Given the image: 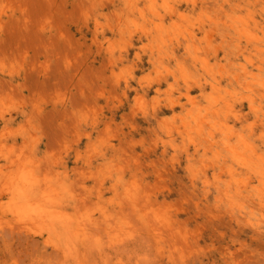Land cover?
<instances>
[{
    "label": "rangeland",
    "instance_id": "1",
    "mask_svg": "<svg viewBox=\"0 0 264 264\" xmlns=\"http://www.w3.org/2000/svg\"><path fill=\"white\" fill-rule=\"evenodd\" d=\"M214 1L0 0V264H264V210L229 202L244 184L205 135L236 124L263 152L264 98L249 103L233 67L264 70V0ZM246 18L260 42L238 33ZM12 177L59 214L54 227L7 214Z\"/></svg>",
    "mask_w": 264,
    "mask_h": 264
},
{
    "label": "bare ground",
    "instance_id": "2",
    "mask_svg": "<svg viewBox=\"0 0 264 264\" xmlns=\"http://www.w3.org/2000/svg\"><path fill=\"white\" fill-rule=\"evenodd\" d=\"M219 1V0H218ZM214 2H217V0L216 1H214ZM220 2V1H219ZM218 2V3H219ZM147 3H148V1H147ZM220 4V3H219ZM136 5H138V4H136ZM146 5V4H145ZM128 6H129V4H128ZM132 6H133V4H132ZM139 6V5H138ZM143 6H144V2H143ZM142 6V7H143ZM142 7H140V8H142ZM219 7V6H218ZM234 6H232V8H233ZM239 7V6H238ZM138 9H139V7H137ZM146 8V7H145ZM230 8V7H229ZM236 8V7H235ZM242 8V7H241ZM137 9V10H138ZM178 9V8H177ZM238 9V8H237ZM246 9V8H245ZM239 10V9H238ZM140 11V10H139ZM142 11V10H141ZM140 11V12H141ZM151 11V10H150ZM154 11V10H153ZM172 11H174V9L172 10ZM172 11L170 12L169 11V13H172ZM138 12V11H137ZM156 11H154V13H155ZM158 12V11H157ZM234 12V11H233ZM242 12V11H241ZM241 12H239V14L241 13ZM139 13V12H138ZM174 13H175V11H174ZM243 13H245V12H243ZM177 14V13H176ZM175 15V14H174ZM182 15V14H181ZM180 15V16H181ZM233 15H235L234 13H233ZM244 15V14H243ZM239 16V15H238ZM237 16V17H238ZM230 17V16H229ZM236 17V16H235ZM234 17V18H235ZM241 17V16H240ZM247 17V16H246ZM231 18V17H230ZM150 19H151V17H150ZM167 19V18H166ZM172 18H170V20H171ZM232 19V18H231ZM237 19V18H236ZM243 19V18H242ZM254 19V18H253ZM252 19V20H253ZM160 20V19H159ZM255 20V19H254ZM156 21H158L157 20V18H156ZM156 21H154V22H156ZM238 21V20H237ZM257 21V20H256ZM153 22V23H154ZM163 22V21H162ZM170 22V21H169ZM175 22V21H174ZM247 18H246V20L244 19V21L242 20V22L240 23V25H238V24H236V25H238V26H235L237 29H238V33H240V34H243V33H247V36L245 37V38H247L248 40H250V41H254V40H256V41H259V39H258V37L254 34V33H252V32H250L248 29H250L249 27H247ZM255 22V21H254ZM161 23V22H160ZM159 23V24H160ZM176 23V22H175ZM235 23H237V22H235ZM256 23V22H255ZM157 24H158V22H157ZM164 24V23H163ZM167 24V23H166ZM170 24V23H169ZM169 24H167V25H169ZM171 24H172V22H171ZM188 24V23H187ZM224 24V23H223ZM229 24H230V22H229ZM233 24H234V22H233ZM257 24V23H256ZM155 24H152V26L153 27H155L156 29H157V27H158V25H157V27L156 26H154ZM173 25V24H172ZM186 25V24H185ZM192 25V24H191ZM143 26H146V25H143ZM176 26H177V24H176ZM188 26V25H187ZM244 26H245V28H244ZM261 26V24L259 25V27ZM171 27V26H170ZM180 27V26H179ZM200 27V26H199ZM203 27V26H202ZM229 27V26H228ZM159 28V27H158ZM167 28H168V26H167ZM174 28H175V26H174ZM177 29H178V27H176ZM181 28V27H180ZM185 28V27H184ZM191 28H193L192 26H191ZM233 28V27H232ZM141 29V28H140ZM172 29V28H171ZM245 29V30H244ZM257 29V28H256ZM146 30V29H145ZM172 30H174V29H172ZM171 30V32H174V31H172ZM179 30V29H178ZM186 30V29H185ZM184 30V31H185ZM188 30H190V29H188ZM188 30H187V32H188ZM192 30V29H191ZM251 30V29H250ZM142 31V30H141ZM151 31V30H150ZM230 31V30H229ZM258 31V30H257ZM260 31V30H259ZM152 32V31H151ZM176 32H177V30H176ZM189 32H191V31H189ZM188 32V33H189ZM255 32H256V30H255ZM150 33V32H149ZM153 33H155V32H153ZM158 33V32H157ZM163 33V32H162ZM161 33V35H163ZM166 33H169V32H167L166 31ZM178 33V32H177ZM230 33H232V31L230 32ZM237 33V32H236ZM170 34V33H169ZM168 34V35H169ZM174 34V33H173ZM172 34V35H173ZM185 34H187V33H185ZM155 35V34H154ZM153 35V36H154ZM157 35H159V33L157 34ZM156 35V36H157ZM175 35V34H174ZM184 35V34H183ZM188 35V34H187ZM194 35V34H193ZM236 35V34H235ZM234 35V36H235ZM237 35H239V34H237ZM237 35H236V37H237ZM262 35V34H261ZM150 36H152V35H150ZM164 36V35H163ZM162 36V37H163ZM178 36V35H177ZM258 36H259V32H258ZM263 36V35H262ZM158 37V36H157ZM169 37H171V36H169ZM168 37V38H169ZM176 37V36H175ZM184 37H186V36H184ZM183 37V39H186V38H184ZM230 37V36H229ZM154 38H155V36H154ZM188 38H191V35L190 36H188ZM231 38H233V37H231ZM230 38V39H231ZM238 38V37H237ZM240 38V37H239ZM239 38H238V41H239ZM242 38V37H241ZM260 38V37H259ZM161 39V38H160ZM192 39V38H191ZM190 39V40H191ZM235 39V38H234ZM264 39V38H263ZM170 40H171V38H170ZM178 41H179V39H177ZM245 40V39H244ZM169 41V40H168ZM192 41V40H191ZM193 41H194V39H193ZM234 41V40H233ZM249 41V42H250ZM263 41V40H262ZM164 42V41H163ZM184 42H189V41H184ZM240 42V41H239ZM244 42V41H243ZM242 42V43H243ZM260 42V41H259ZM160 43V42H159ZM167 43V42H166ZM172 43V42H171ZM176 43H177V41H176ZM192 43H194V42H192ZM205 43V42H204ZM173 44V43H172ZM208 44V46H209V44L210 43H207ZM247 44V43H246ZM256 44V43H255ZM254 44V45H255ZM261 44V43H260ZM264 44V43H263ZM169 45V44H168ZM171 45V44H170ZM203 45V44H202ZM234 45V44H233ZM244 45V44H243ZM242 45V46H243ZM249 45H250V43H249ZM181 46H182V48H183V45L181 44ZM190 46H191V44H190ZM194 46V45H193ZM193 46H192V48H193ZM200 48H202V46L201 45H198ZM198 46H197V48H198ZM207 46V47H208ZM252 46V45H251ZM261 46H263V45H261ZM171 47V46H170ZM196 47V46H195ZM205 47V46H204ZM234 47V46H233ZM238 47V46H237ZM260 47V46H259ZM185 48V47H184ZM190 48V47H189ZM199 48V49H200ZM210 48V47H209ZM243 48H247L246 46L245 47H243ZM254 48V47H253ZM163 49V48H162ZM207 49V48H206ZM259 49H261V47L259 48ZM195 50H196V48H195ZM243 50V49H242ZM247 50H250V49H247ZM256 50V49H255ZM258 50V49H257ZM198 51V50H197ZM204 51V50H203ZM207 51V50H206ZM205 51V52H206ZM211 51V50H210ZM251 51V50H250ZM259 51V50H258ZM245 52V51H244ZM254 52V51H253ZM262 52V51H261ZM193 53V52H192ZM195 53V52H194ZM196 54H198L199 55V53H197L196 52ZM263 55H264V52L262 53ZM261 54V55H262ZM194 55V54H193ZM237 55V54H236ZM241 55H243V52L241 53ZM260 54H259V56H261ZM262 55V56H263ZM203 56V55H202ZM191 57V56H190ZM204 57V56H203ZM206 57V56H205ZM213 57V56H212ZM245 57H246V55H245ZM258 57V56H257ZM263 58V57H262ZM195 59H198V57L197 58H195ZM194 59V60H195ZM203 59V58H202ZM207 59V58H206ZM209 59V58H208ZM215 59V58H214ZM226 59V58H225ZM228 59V58H227ZM261 59V58H260ZM183 61H185L184 59H182ZM211 60V59H210ZM180 61V60H179ZM179 61H177L178 63H179ZM203 61V60H202ZM211 61H213V60H211ZM249 61V63H251V65H253L252 64V62L250 61V60H248ZM256 61V60H255ZM182 62V61H181ZM193 62V61H192ZM201 61H199V66H200V63ZM176 63V62H175ZM178 63H176V64H178ZM183 63V62H182ZM210 62H208V64H209ZM215 63V62H214ZM216 63H220V62H218V61H216ZM248 63V62H247ZM255 63V62H254ZM256 63H258V62H256ZM204 64H205V66H207L206 64H207V62H204ZM180 65V64H179ZM241 66H239L238 65V67H233V70L235 69L236 70V68H240V70L244 73V75L246 76V78H248L249 79V83H243L244 85H247V91H248V93H247V95H246V97L248 98V101H249V103L251 102L252 103V95L251 94H253L254 92H259V94L261 95V97H263L264 98V70L262 71V63L260 62V63H258L256 66H255V70H249L250 68H247V66H246V63H245V65L243 64V63H241L240 64ZM182 66V65H181ZM180 66V67H181ZM194 66V65H193ZM204 67V66H203ZM215 67V66H214ZM219 67H223L222 65H220V66H218V68ZM231 67V66H230ZM204 68H206V67H204ZM216 68V67H215ZM217 68V69H218ZM223 68H225V67H223ZM210 69H211V67H210ZM214 69V68H213ZM230 69V68H229ZM205 71L206 70H208V68H206V69H204ZM219 71H220V69H218ZM217 70V71H218ZM221 70H223V69H221ZM226 70V69H225ZM224 70V71H225ZM180 71V73L179 74H181L182 73V71H183V73H184V69L181 71V70H179ZM217 71H215V72H217ZM219 71L217 72V73H219ZM240 71V72H241ZM255 71V72H254ZM226 72V71H225ZM229 72V70L227 71V74L229 75L230 74V72H231V70H230V72ZM235 72V71H234ZM239 72V73H240ZM208 73H211V72H209L208 71ZM232 73V72H231ZM238 73V74H239ZM199 74V73H198ZM236 74V73H235ZM242 74V73H241ZM181 75H183V74H181ZM186 75V74H185ZM226 75V74H225ZM210 76V75H209ZM212 76V75H211ZM219 76H221V73L219 74ZM239 76V75H238ZM230 77H235V76H232V75H230ZM219 78V77H218ZM236 78V77H235ZM243 78V77H242ZM184 79V78H183ZM197 79V78H196ZM229 79V77L227 76V80ZM240 79V78H239ZM238 79V80H239ZM245 79V78H244ZM243 79V80H244ZM199 80H201V78H199ZM233 80V79H232ZM235 80V79H234ZM241 80V79H240ZM239 80V81H240ZM242 80V81H243ZM247 81V80H246ZM237 82V81H236ZM241 82V81H240ZM206 83V82H205ZM211 83V82H210ZM233 83V82H232ZM237 84V83H236ZM238 84H239V82H238ZM240 85V84H239ZM250 85H253V87H251ZM236 86V85H235ZM238 86V85H237ZM241 86H242V84H241ZM207 87V86H206ZM211 87H212V85H211ZM219 87V86H218ZM240 87V86H239ZM213 88V87H212ZM246 88V87H245ZM250 88H253V89H250ZM214 89V88H213ZM231 89V88H230ZM230 89H228V90H230ZM236 89V88H235ZM239 89V88H238ZM244 89V88H243ZM218 90V89H217ZM225 90H227V88L225 89ZM220 91V89L218 90V92ZM231 91V90H230ZM236 90H234V92H235ZM246 91V90H245ZM200 92V91H199ZM207 92H208V90H207ZM223 92V91H222ZM222 92L220 93L221 95H222ZM229 92V91H228ZM212 93V92H211ZM224 93H225V91H224ZM230 93V92H229ZM242 93V92H241ZM240 93V94H241ZM207 94V93H206ZM212 94H214V93H212ZM211 94V95H212ZM219 94V93H218ZM257 95V94H256ZM214 96V95H213ZM218 96V95H217ZM237 96V95H236ZM239 96V95H238ZM241 96V95H240ZM219 97V96H218ZM229 97H231V96H229ZM223 97H221V99H222ZM208 99V98H207ZM215 99H217V98H215ZM215 99L214 100H212V101H215ZM189 100V99H188ZM190 101V100H189ZM209 101V100H208ZM225 101V100H224ZM257 101V100H256ZM191 102V101H190ZM227 102H229V100L227 101ZM191 103H193V101L191 102ZM196 103V102H195ZM212 103V102H211ZM214 103V102H213ZM200 105H202V103L200 104ZM189 106V105H188ZM226 106V105H225ZM197 108H198V104H197V106H196ZM205 106H203V109H206L207 110V108H204ZM232 106H230V108H231ZM253 110H254V112L256 111L257 112V110L259 109V107L258 106H256V105H254V104H252V106H250ZM187 108H189V107H187ZM213 108L214 109H212V111H215L216 113H217V108H216V106H213ZM196 111H197V109H195ZM208 110H210V109H208ZM262 110H263V108H262ZM221 112H223V111H221ZM235 112H237V111H235ZM264 112V111H263ZM184 113H185V111H184ZM194 113V112H193ZM204 113H206L205 112V110H204ZM225 113H226V108H225ZM257 114V113H256ZM187 115H190V113H188ZM192 115V114H191ZM203 115V114H202ZM212 115V114H211ZM223 116L225 115V114H222ZM233 115V114H232ZM208 116V115H207ZM180 117H182V115L180 116ZM204 117V116H203ZM210 117V116H209ZM235 117H238V115H236ZM193 118V117H192ZM206 118V117H205ZM211 118V117H210ZM215 118V117H214ZM212 119V121H213V118H211ZM215 120V119H214ZM218 121H220L221 122V119L220 120H218ZM183 123H182V125L183 126H185V127H188L189 129H192V127H189L190 125H188V123L189 122H187L186 120L185 121H182ZM208 122V121H207ZM214 122H216V121H213L211 124H210V127L208 126V124H207V126H208V129L206 130V132H205V135L207 136L206 138H207V141L209 140V141H211V143L215 140V138H219V140L223 143V146L222 147H225V150H226V152L227 153H229L228 154V156H229V158L231 159L230 161H231V163L230 164H228V166H226V168H227V172H228V174H230V176H232V177H234V176H237V177H235L234 179H236V178H240L241 179V181L243 182V188H241L240 186H238V185H236L235 186V189L232 191V192H230V191H227L226 192V197L228 198V200H229V202H232V201H234V199H233V196L234 195H238V194H241V197H240V199L242 200V199H244V198H246V200L249 202V203H254V204H258L263 210H264V201H263V199H264V193L263 192H261L260 190H262L261 188H257L258 187V185H256V186H254V184H253V180H254V178L255 179H257V181L258 180H262V178H264V168H263V166H264V148H263V152H261V151H259L258 149L259 148H257L256 147V145H254L253 144V142H252V138L250 137V134H243V133H241L238 129H236L234 126H236V124L233 126V125H231V126H226V123H223L220 127H218L217 125H216V123H214ZM252 122V121H251ZM180 123H181V121H180ZM196 123H197V121H196ZM208 123H210V122H208ZM247 123V122H246ZM199 125H200V123H198ZM197 124V125H198ZM217 124H219L218 122H217ZM249 124H250V122H249ZM248 123H247V125L246 126H248L249 125ZM256 124V123H255ZM194 125V124H193ZM199 127H201V126H199ZM198 127V128H199ZM179 129V128H178ZM177 130V129H176ZM196 130V129H195ZM197 132H199V130H196ZM250 131V130H249ZM261 131V130H260ZM263 131V130H262ZM186 133V132H185ZM188 133V132H187ZM187 133H186V135H187ZM247 133V132H246ZM263 134V133H262ZM261 134V136H262V138H263V140H264V134L262 135ZM188 135H189V133H188ZM216 135H218V137H216ZM190 136V135H189ZM257 136V135H256ZM205 138V139H206ZM189 140H191V138L189 139ZM208 141V142H209ZM215 141H217V140H215ZM193 142V141H192ZM260 142V141H259ZM207 143V142H206ZM218 143V142H217ZM210 144V143H209ZM220 144V143H219ZM258 145V144H257ZM220 146V145H219ZM216 153H218V151H215ZM222 153V152H221ZM223 154V153H222ZM215 156V155H214ZM216 157V156H215ZM222 157V156H221ZM225 157V156H224ZM217 158V157H216ZM14 163V162H13ZM14 165V164H13ZM25 165V164H24ZM27 166V165H26ZM17 167V166H16ZM16 167H15V169H16ZM19 168V167H18ZM22 168V167H21ZM26 168V167H25ZM28 169V168H27ZM27 169H25V171L27 170ZM13 170V169H12ZM17 170V169H16ZM19 170V169H18ZM28 172H29V170H28ZM13 173V172H12ZM12 173H11V175H12ZM18 173V172H17ZM20 173V172H19ZM23 174V173H22ZM26 174V173H25ZM7 176V173H6V175H4L3 177H5L3 180H6L8 177H6ZM15 176V175H14ZM16 178H17V176H16ZM23 178V176L21 177V179ZM36 178V177H35ZM14 179V177H12V178H10V184H6L5 182H4V184H5V186H3V184H2V187H5L6 188V190L7 189H10V192H11V194H12V198H10V197H8V198H10V199H14L13 201H9L10 203L9 204H7V206L5 207L6 209H5V211L7 212V214L8 215H14L15 213L16 214H18V212H20V211H22L23 209H25V211H26V209H27V213H28V218L27 219H25V218H22V220L20 221V222H26L27 220H29L30 221V219H32V220H45V222L46 221H50V225L52 226V227H54L55 226V219L53 218L54 217V215L55 214H51L52 212H50V208H49V206H44V205H46V204H43V203H41L39 200H37V199H34L33 197L32 198H26V196H24L23 195V188L25 187V185H24V187H22L21 185L22 184H18V182L16 181V182H12V180ZM248 180L247 181V183L245 182V180ZM15 180V179H14ZM37 180H39V179H37ZM7 181V180H6ZM8 181H9V179H8ZM23 181H24V179H23ZM26 181V180H25ZM0 182H2V181H0ZM19 182H22V181H19ZM32 182V181H31ZM40 182V181H39ZM38 181L36 182V183H39ZM3 183V182H2ZM42 183H43V181H42ZM251 183V185L249 186L250 187V190L252 191V193H249L250 191L248 190L247 191V188H248V184H250ZM24 184V183H23ZM47 184V183H46ZM253 184V185H252ZM32 185V184H31ZM39 187H41L42 189H41V191L40 192H42V193H44L43 194V196L45 195V192H46V190L47 189H49L50 191L52 190V187L51 186H49L48 187V185H47V189L46 188H43L44 186H42V185H40V184H37ZM46 187V186H45ZM260 187V186H259ZM38 189V188H37ZM44 189H46L45 191H44ZM53 189H55V188H53ZM253 189H254V191H253ZM255 189H258L257 191H255ZM3 190V189H2ZM5 189H4V191H6ZM262 191H264V190H262ZM7 192V191H6ZM26 192V191H25ZM39 192V191H38ZM37 192V193H38ZM55 192H57V191H55ZM28 193V192H27ZM30 193V192H29ZM32 193V192H31ZM49 193V192H48ZM58 193V192H57ZM243 194H245V195H243ZM40 195V194H39ZM54 195H57L56 193H54L53 194V198H55L56 196H54ZM50 196V197H49ZM40 197V196H39ZM48 197L50 198L49 200H51L52 199V197H51V194L50 195H48ZM255 197V198H254ZM37 198V197H36ZM41 198V197H40ZM57 198V197H56ZM55 198V200H57ZM263 198V199H262ZM39 199V198H38ZM9 200V199H8ZM54 200V199H53ZM0 202H1V200H0ZM50 203V202H49ZM51 203H52V201H51ZM57 204V203H56ZM59 204V203H58ZM77 206V205H76ZM52 207V209H53V206H51ZM232 208V207H231ZM233 209V208H232ZM24 211V210H23ZM22 211V212H23ZM54 211V210H53ZM54 213H55V211H54ZM57 214L59 213V212H56ZM263 213H264V211H263ZM61 214V213H60ZM65 214H67V213H65ZM26 215V214H25ZM53 215V216H52ZM59 215V214H58ZM57 215V216H58ZM79 215H81V214H79ZM24 216V215H23ZM27 216V215H26ZM56 216V215H55ZM56 216V217H57ZM68 216H69V214H68ZM107 216V215H106ZM20 217V216H19ZM58 217H60V216H58ZM70 218H71V216H69ZM17 218V217H16ZM65 218H67V217H65ZM69 218V219H70ZM77 218V217H76ZM78 218H80V217H78ZM77 218V219H78ZM81 218H82V216H81ZM100 218V217H99ZM61 219H63V218H61ZM84 219V218H83ZM82 219V220H83ZM94 219V218H93ZM107 219V218H106ZM68 220V219H67ZM85 220V219H84ZM97 220V219H96ZM28 221V222H29ZM89 221H91V220H89ZM99 221V220H98ZM107 221V220H106ZM108 221L109 222H112V220H109L108 219ZM27 222V223H28ZM36 222V221H35ZM108 222V223H109ZM33 223V222H32ZM40 223V222H39ZM79 223H80V221H79ZM82 223H83V221H82ZM82 223H81V225H82ZM100 223V222H99ZM101 223H103V222H101ZM34 224V223H33ZM42 224V223H41ZM40 224V225H41ZM46 225H47V223H45ZM100 225H102V224H100ZM9 226V225H8ZM15 226V225H14ZM13 226V227H14ZM21 227H24V225L22 226V224L20 225ZM78 226H79V224H78ZM87 226V225H86ZM89 226V225H88ZM87 226V227H88ZM105 226V225H104ZM104 226H102V227H104ZM112 226V225H111ZM114 226V225H113ZM113 226H112V228H113ZM32 227V226H31ZM37 227V226H36ZM75 227H77V226H75ZM80 227H83V225L82 226H80ZM90 227H94V226H90ZM116 227V226H115ZM11 228V227H10ZM33 228H34V226H33ZM37 228H39V226L37 227ZM94 228H97V227H94ZM93 228V229H94ZM111 227H109L108 229H110ZM36 229V228H35ZM40 229V228H39ZM43 230H44V227L42 228ZM41 229V230H42ZM73 229V228H72ZM81 229H83V228H81ZM87 229V228H86ZM104 229V228H103ZM105 229L107 230V228L105 227ZM24 230H26V231H28V228L27 229H24ZM83 230H85V229H83ZM91 230V229H90ZM113 230H114V228H113ZM115 230H117V229H115ZM33 231H34V229H33ZM54 231V230H53ZM76 231V230H75ZM104 231V230H103ZM36 232H37V229H36ZM44 232V231H43ZM47 232V231H46ZM109 232H112L111 230L109 231ZM115 233H116V231H114ZM37 233H39V232H37ZM42 233V232H41ZM51 233V232H50ZM75 233H77V232H75ZM75 233L73 232V234L75 235ZM57 234H58V232H57ZM84 234H88V233H84ZM106 234V233H105ZM59 235V234H58ZM108 235V234H107ZM109 235H112V233H110ZM115 235V234H114ZM76 236V235H75ZM81 236V235H80ZM107 238V237H106ZM115 238H117V237H115ZM108 239H109V237H108ZM110 239H112V238H110ZM120 240V239H119ZM118 240V241H119ZM122 240V239H121ZM107 241H109V240H107ZM111 241V240H110ZM64 244H66V241L64 242ZM65 249H67V248H65ZM69 252V251H68Z\"/></svg>",
    "mask_w": 264,
    "mask_h": 264
}]
</instances>
